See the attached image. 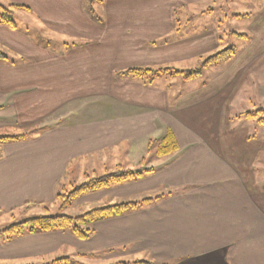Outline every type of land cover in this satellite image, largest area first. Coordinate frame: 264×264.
Masks as SVG:
<instances>
[{
  "label": "crops",
  "instance_id": "1",
  "mask_svg": "<svg viewBox=\"0 0 264 264\" xmlns=\"http://www.w3.org/2000/svg\"><path fill=\"white\" fill-rule=\"evenodd\" d=\"M217 1L103 0L97 19L88 0H0L24 6L15 17L25 15L39 36L62 46L0 23V49L11 59L0 60V113L7 107L20 128L36 124L25 139L0 141V215L48 208L60 188L84 182L75 177L133 165L155 171L118 187L164 196L95 224L86 240L66 230L16 237L0 259L50 264L119 244L114 253L148 254L153 264H264V137L248 126L255 111L236 108L248 100L241 96L247 84L264 101V0H230L234 13L222 18L241 29L228 33L212 22V7L201 8ZM225 36L248 44L196 79L173 71L150 80L124 75L194 70L233 49ZM220 65L225 70L214 71ZM178 79L186 90L176 94ZM169 133L179 148L160 157L153 143Z\"/></svg>",
  "mask_w": 264,
  "mask_h": 264
},
{
  "label": "trees",
  "instance_id": "2",
  "mask_svg": "<svg viewBox=\"0 0 264 264\" xmlns=\"http://www.w3.org/2000/svg\"><path fill=\"white\" fill-rule=\"evenodd\" d=\"M92 3H100L103 0H88ZM24 9V6L18 4L4 5L0 2V23L9 25L16 28L15 11ZM94 18H97L95 16ZM235 55V49H228L217 53L203 61L201 66L197 69L178 72L172 69H160V70H144V69H130L125 72L124 75H131L138 78L152 79L155 75L160 73L172 72L178 75H182L185 80H193L200 77L203 70L207 67L214 66L218 63L224 62ZM0 59L8 61V56L0 50ZM264 111L256 112L254 117L259 116ZM264 123V120H260ZM25 139L24 135L17 136H5L1 137L0 141H19ZM178 144L171 133L160 141V146L156 154L158 156H168L178 150ZM155 170H143L135 171L131 169H125L121 167L117 171L107 172L104 175L98 177L87 176L86 181L83 183H73L69 186H63L58 190L57 204L59 205V214L51 215L49 208L45 207L44 210L48 213L38 215L29 219H25L18 223L12 224L4 230L0 231V240L10 242L16 237L24 236L26 234H34L37 232H52L58 230H66L71 232L79 239L86 240L92 237L96 230L93 225L120 217L126 213L138 209H142L145 206L151 205L154 202L160 201L164 196L158 198H148L141 202H129V203H116L110 204L104 207L91 209L81 215H69L65 211L70 208L74 202L79 200L85 195L95 193L102 190H108L118 185L125 183L139 181L144 179L148 174L153 173ZM32 205H28L30 207ZM72 261L69 258L58 259L54 264H71ZM118 264H153L152 262L136 261L133 263L119 262Z\"/></svg>",
  "mask_w": 264,
  "mask_h": 264
},
{
  "label": "rangeland",
  "instance_id": "3",
  "mask_svg": "<svg viewBox=\"0 0 264 264\" xmlns=\"http://www.w3.org/2000/svg\"><path fill=\"white\" fill-rule=\"evenodd\" d=\"M223 1H224V3H223ZM226 1L225 0H222V1L218 0L217 2L207 3L206 5L201 6V8L204 6H207V7H212L215 10V13H216L215 19L212 22L216 23V24L222 22L223 24L221 23L220 26H223L222 31H224L225 33L231 32L233 30L240 31L239 29H241V27H239L235 23H232L231 21H228V20H225L224 18H222L226 15H232L234 13V9L230 4V0H226ZM86 8H87L88 13L91 16H93V17L97 16L100 19H102L98 3H92V2L88 1L86 4ZM196 10H198V9H196ZM17 11L18 10H16L15 13ZM26 18L27 17L25 15L17 14L15 17V21L21 29L31 33L33 35L34 39L38 43H43V45H48L51 48L60 49L62 47L61 43H60V38H56V39L54 38L53 39V37H49L48 39H46V38L39 36L36 29L31 27V21H29ZM242 24L246 25L247 23H246V21H244ZM241 32H242V30H241ZM242 33H245V32H242ZM224 40L226 43H229V48H233L236 50V53L245 49L246 45L248 44L245 41H239L237 39H232V37L228 38L227 36L224 37ZM4 53L6 54V52H4ZM236 53H235V55H236ZM0 60H2V59H0ZM8 60L10 61L11 59H8ZM196 68H198V67H196ZM196 68H194V69H196ZM225 68H226L225 65H220L218 67V69H215L214 71L225 70ZM190 70H193V69H190ZM214 75H215V73H213V72L205 73V75L202 76V81H200L201 85L206 83L209 80V78L214 76ZM174 87L176 88V94L186 90V88L184 87L183 81L180 79L176 80V86H174ZM245 94H247L248 100L244 101V103H242V106L240 103H238L236 108L242 107L243 109H247L246 111H248V112H250L249 110H252L253 112L255 111L253 114H255L256 112H259V111H264V101L259 99L260 97H259L258 93H256V91L254 90V86L252 84H247L245 86V91L241 93V96H244ZM236 108H235V110H236ZM69 109H67V110H69ZM67 110L65 112H63V111L57 112L58 113L57 118H59L61 113H67ZM53 119H55V118H53ZM261 119L264 120V113L260 114L259 116H256L252 120V122H250V124L248 126L250 127L253 135L263 138L264 137V129L259 131V127H258V124H259ZM35 126H36V124L32 125L31 127H25V128H20L19 126H17L15 118L11 115V113L7 107H4V112L0 113V138L5 137V136H17V135H24L25 136V134L31 133L34 130ZM152 141H154V140H152ZM160 141L161 140H157L154 143L152 142L153 148H157L160 145ZM0 144H1V142H0ZM148 151H149V149L146 150V152L143 154V157H147ZM125 169H131V170H136V171L150 170V169H144L143 167L139 168L138 166H135V165L127 166V168H125ZM79 176H80V178L75 177V179H73V181H75V182L86 181V179L83 177V175H79ZM125 192H129V189L127 187H118V186L116 187L115 186L114 188H111V190L110 189L109 190H102L100 192L98 191L95 193L85 195L82 198H80L79 200H77L76 202H74L73 205L65 211V213L69 214V215L76 216V215H81V214H83V213H85L91 209L104 207V206L110 205L112 203L116 204V203L141 202V201H144L145 199L156 198V197H159L162 195V194H157L155 196H147L146 192L145 193H139V192L137 193L136 192L137 194L136 193L135 194H129L128 193L129 195L128 194L126 195ZM48 208H49V213L46 212L44 210V208L30 206V207H27L21 211L16 212L13 215H5V214L0 215V231L4 230L5 228L9 227L12 224L18 223L20 221H23L25 219H29V218H32V217H35L38 215H42V214L44 215L46 213L51 214V215H56V214L60 213L58 204L51 205L50 207L48 206ZM93 228H95L94 225H93ZM6 244H7L6 241L0 240V250L6 249V247H4ZM115 246H116V248L121 247V245H119V244H116ZM116 248L112 249L111 252H109V250H108L107 253H104L102 251L101 253L96 254L95 257L92 255L93 253L88 252V254H81L79 257H75L74 255L70 254V256H69L70 258L69 257L68 258L72 261L71 264H118L119 262L133 263L136 261H145V262H152L153 263V258H151L148 254H144L145 256H138V257H135V256L123 257L122 254H119V253L116 254L113 252ZM123 248H125L124 245H123ZM106 254L112 255L111 257H113L114 259L107 260L105 258ZM96 257H99V258H96ZM46 260H48V259H46ZM55 261L56 260H54L50 264H54ZM48 262H50V260L47 262H44V259L39 260V259H34V258L26 259V260L0 259V264H43V263H48ZM155 264H157V263H155Z\"/></svg>",
  "mask_w": 264,
  "mask_h": 264
}]
</instances>
